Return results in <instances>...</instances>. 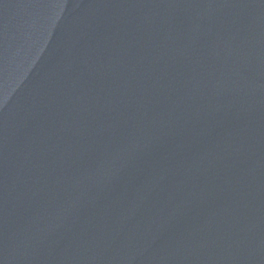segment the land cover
<instances>
[{"label":"water","instance_id":"water-1","mask_svg":"<svg viewBox=\"0 0 264 264\" xmlns=\"http://www.w3.org/2000/svg\"><path fill=\"white\" fill-rule=\"evenodd\" d=\"M0 264H264V0H0Z\"/></svg>","mask_w":264,"mask_h":264}]
</instances>
